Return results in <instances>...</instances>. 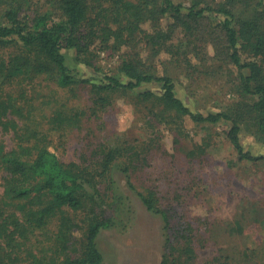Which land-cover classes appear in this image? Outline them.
Instances as JSON below:
<instances>
[{"label":"rangeland","instance_id":"374dc122","mask_svg":"<svg viewBox=\"0 0 264 264\" xmlns=\"http://www.w3.org/2000/svg\"><path fill=\"white\" fill-rule=\"evenodd\" d=\"M52 1L23 0L29 12L58 20ZM222 1L174 0L185 9L195 4L198 8L215 7ZM21 14L25 15L24 11ZM204 15L198 31L190 35L177 29L171 35L177 56L163 52L153 56L139 39L128 54H139L157 74L171 77L175 96L191 112L234 114L231 108L239 101L238 72L225 56L224 18ZM188 54H192L191 67L183 63ZM17 55H21L20 47L0 49V63ZM62 55L65 65L80 79L99 82L111 76L127 81L119 72L127 57L124 54L95 46L84 55L73 50L62 51ZM51 73L32 71L31 79L22 75L15 86L30 99L29 128L49 142L60 163L87 167L95 177L91 193L97 194L92 209L66 210L77 223L70 250H82L88 217L105 216L113 218V225L96 240L103 264H159L163 255L170 264H264V160H236L227 138L229 122L193 124L174 118L162 107L160 84H142L128 93H107V101L100 103L90 85L61 88ZM146 91L156 99L138 97ZM59 112L64 115L63 122L54 119ZM256 128L254 120L245 119L240 124L239 141L244 151L259 157L264 156V142L257 139ZM17 143L13 133L0 129V150H12ZM105 148L123 150V157L103 178L99 162ZM5 177L0 169V195ZM139 193L152 196L167 212V229L159 216L146 211ZM16 210L12 204L9 211L17 214ZM50 230L55 231L54 225ZM187 246L193 253L184 251Z\"/></svg>","mask_w":264,"mask_h":264},{"label":"trees","instance_id":"16d2710c","mask_svg":"<svg viewBox=\"0 0 264 264\" xmlns=\"http://www.w3.org/2000/svg\"><path fill=\"white\" fill-rule=\"evenodd\" d=\"M51 4L60 19L29 12L23 0H0V49L15 46L21 50V55L0 63V129L13 133L19 142L12 150H0V169L6 173L0 195V264H103L96 240L102 231L112 227L113 218L88 217L82 250L77 252L70 250V245L75 244L73 231L77 223L66 214V210L76 213L92 209L97 194L91 193L95 191V177L87 167L60 163L49 142L29 128L32 106L26 93L17 90V79L28 77L32 71L52 72L61 88L90 85L100 103L107 101V93H128L142 84H160L162 107L174 118L188 119L193 124L229 122L227 138L236 160H264V156L244 151L239 141L240 124L252 119L256 122L257 139L264 142V66L260 63H264V4L263 0H224L215 7L198 8L195 4L187 9L174 0H53ZM23 11L25 15L21 17ZM206 13L224 18L221 29L225 56L238 72L239 101L231 108L236 111L234 114L204 116L191 112L175 96L171 77L157 74L139 54H128L139 39L149 46L153 56L161 52L177 56L179 52L170 43L171 35L177 29L190 35L198 31ZM95 46L127 56L119 69L126 82L111 76H104L99 82L80 79L65 65L62 51L84 55ZM191 55L183 60L189 67ZM88 67L93 69L92 65ZM242 71H247V75ZM138 97L145 101L156 99L149 91ZM63 117L59 112L54 119L63 122ZM120 157L123 150H102L99 173L103 178ZM137 195L146 211L159 216L167 229V212L158 207L152 196ZM12 204L17 206V214L9 211ZM53 225L54 232L50 230ZM190 239L187 236V245ZM184 251L193 253L189 246ZM159 264H170L169 258L163 255Z\"/></svg>","mask_w":264,"mask_h":264}]
</instances>
